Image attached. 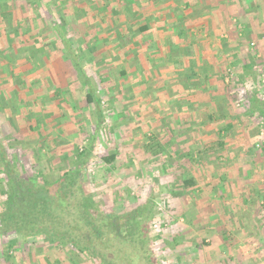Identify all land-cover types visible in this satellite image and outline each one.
Listing matches in <instances>:
<instances>
[{"label":"rangeland","instance_id":"1","mask_svg":"<svg viewBox=\"0 0 264 264\" xmlns=\"http://www.w3.org/2000/svg\"><path fill=\"white\" fill-rule=\"evenodd\" d=\"M98 1L126 4V21L108 10L91 28L83 18ZM154 1L185 20L150 23L134 39L137 56L125 50L121 61L117 45L130 46L141 27L132 5ZM2 3L0 140L23 176L52 182L91 144L84 191L108 212L152 199L150 249L163 264H264V120L246 101L254 92L264 99V0ZM20 25L23 44L13 34ZM92 29L108 41H93ZM74 65H83L99 108L85 102ZM110 154L113 165L102 160ZM186 179L195 186L184 188ZM11 237H0V264L53 263L57 253L40 243L5 260Z\"/></svg>","mask_w":264,"mask_h":264},{"label":"trees","instance_id":"2","mask_svg":"<svg viewBox=\"0 0 264 264\" xmlns=\"http://www.w3.org/2000/svg\"><path fill=\"white\" fill-rule=\"evenodd\" d=\"M4 7L0 4V22L5 20ZM20 27L16 26L13 34L16 42L23 44L28 28ZM13 41L8 38V45ZM8 49L11 47L5 51ZM82 68L74 65L85 88V102L99 108L101 101ZM61 91H53L55 100ZM246 101L249 114L264 120V99L254 92ZM97 112V120H102ZM225 129L229 130L230 125L226 124ZM91 152V144L76 149L72 166L51 182L40 172L23 176L22 168L8 160L0 140V237L13 235L2 244L5 260L12 259L11 253L17 248L30 250L40 243L57 253L53 263L46 260V264H81L82 260L87 264H163L164 259L156 258L150 249L152 199L122 212H108L84 191L80 181ZM115 159V154L102 157L107 165H113ZM182 185L187 189L195 182L186 179Z\"/></svg>","mask_w":264,"mask_h":264},{"label":"crops","instance_id":"3","mask_svg":"<svg viewBox=\"0 0 264 264\" xmlns=\"http://www.w3.org/2000/svg\"><path fill=\"white\" fill-rule=\"evenodd\" d=\"M90 3H91L90 10H92V9H98V10H96L97 11L96 14L95 13H90L91 17H89V18H87V17L83 18L84 22H86V24L88 22L91 28H93V25L94 24H96V26H97V23H96L97 21L96 20H98V22H100L104 18L107 17L108 10H111L113 12V14L118 18V22L124 23L126 21L124 19V15H123V12L125 10L126 4H124V3H120V4L111 3V4H109V3L102 2V1H98V4H96V5H95V2H90ZM143 5L146 6L145 9L142 6H138L137 4L136 5L135 4L132 5V7H135L136 8V10L133 9V11L131 10V12H130V14L132 15V21L135 22L137 25H139V27L140 26L141 27L138 29V33H136V34H135V30L132 29L131 35L133 33L134 36H133V39H131L130 42H129V43H131L130 46H126L125 43L124 44L122 43V46L121 45L120 46L117 45V47H121L116 52L118 56H121L122 57V60L121 61H123V58H125L124 55L127 53L125 50H129V51L132 52V54L136 55L137 49H141V48H138V44H136L134 42V39H135L136 36L140 35L139 33H141L142 31H146V30L149 31V24L150 23H155V21H159V24L160 25L161 24L162 25L163 24H166V22L169 23V25H171L170 22H172L173 18H177V20H178L177 23L178 24L179 23L182 24V20H185V19H183V17H181V15H176V14L173 15V16H172V14L169 15V16L168 15H165V14L163 15L162 14L163 13L162 11H164L163 9L166 10V7H162V5L160 3H157L156 1L149 2L148 4H143ZM167 8H169V7H167ZM182 8H188V7L185 4V6L182 7ZM142 9H144V10L142 11ZM94 12H95V10H94ZM82 15L87 16L84 11H82ZM96 16L97 17L99 16V18H96ZM162 20H164V23L162 22ZM129 22L130 21L127 20V23L128 24H129ZM130 23H132V22H130ZM91 31L94 32V36H92L91 38H93V41H95L98 36L95 34L96 32H95L94 29H92ZM121 33H119V34H121V37H122L123 35L125 36V33L126 32L125 31H122ZM99 37L101 38L100 39L101 42L108 41L107 40V38H108L107 35L106 36H103V37H101V35H100ZM99 37H98L97 40H99ZM122 63L125 64L126 62L124 61ZM262 197L264 198V195H262Z\"/></svg>","mask_w":264,"mask_h":264}]
</instances>
